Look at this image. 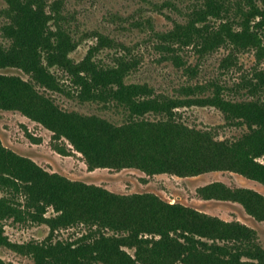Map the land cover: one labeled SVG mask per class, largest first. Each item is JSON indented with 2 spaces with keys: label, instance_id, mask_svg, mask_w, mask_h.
I'll use <instances>...</instances> for the list:
<instances>
[{
  "label": "trees",
  "instance_id": "obj_1",
  "mask_svg": "<svg viewBox=\"0 0 264 264\" xmlns=\"http://www.w3.org/2000/svg\"><path fill=\"white\" fill-rule=\"evenodd\" d=\"M5 1L2 32L9 43H0V69L16 66L28 78L0 72V109L19 110L42 123L54 138L80 151L90 168L136 167L179 175L227 168L264 184V162L258 160L264 156V70L234 88L211 80L185 85V96L155 95L147 83L126 81L132 62L125 57L106 65L92 50L79 61L70 55L76 39L64 0ZM189 1L185 20L163 33L160 46H194L203 55L223 46L232 52L252 48L264 56V0ZM233 58L231 53L225 63ZM58 71L70 77L79 99L113 105L125 119L115 122L59 106L47 93L65 90ZM241 88L245 93L239 96L235 92ZM191 105L217 108L225 124L241 133L219 137L187 124L176 108ZM57 149L67 152L61 145ZM0 192V218L27 214L49 228L44 239L23 243L10 241L0 229V245L31 255L35 264H264V247L244 223L155 193L120 194L72 180L1 140ZM200 192L239 201L264 218V195L257 190L215 181ZM80 225L84 231L74 239L54 237L57 230ZM0 264H5L2 258Z\"/></svg>",
  "mask_w": 264,
  "mask_h": 264
},
{
  "label": "rangeland",
  "instance_id": "obj_2",
  "mask_svg": "<svg viewBox=\"0 0 264 264\" xmlns=\"http://www.w3.org/2000/svg\"><path fill=\"white\" fill-rule=\"evenodd\" d=\"M174 3L168 6L166 0H64V14L76 39L70 55L79 61L92 50L94 57L106 65L125 57L132 62L127 82L147 83L155 95L167 98L185 96V85L209 83L211 80L234 88L243 79L254 76L256 71L264 70V56H258L252 48L232 52V47L223 46L203 55L194 46H173L170 50L160 46L165 42L163 33L173 29L176 22H183L192 5L189 0H174ZM6 6V1L0 0L2 44L9 43L2 32L7 21ZM103 37L107 42L101 45ZM231 53L233 61L226 64L225 58ZM189 67H195L196 72L189 71ZM0 72L28 78L16 66L2 68ZM58 77L65 90L47 93L62 108L99 114L115 122L125 119L124 111L113 105L79 99L70 77L61 71H58ZM235 93L242 96L245 92L241 88ZM176 109L177 117L182 121L210 129L219 137L236 136L242 131L229 128L223 114L213 106L191 105ZM0 140L9 149L33 159L46 170L72 180L96 184L120 194L155 193L167 201L181 202L224 220L244 223L256 231L257 239L264 247V218L250 213L239 201L207 198L200 192L201 187L221 181L232 188H251L264 195V184L238 171L218 168L179 175L171 172L149 174L136 167L90 168L82 153L66 139L54 138L52 130L19 110L0 109ZM58 145L67 152H60ZM258 160L264 162V156ZM51 212L49 209L46 214ZM0 229L10 241L18 243L42 240L49 233L46 224L33 221L27 214L22 219L13 216L0 218ZM83 231L82 225L64 228L55 231L54 237L74 239ZM0 258L5 264H35L31 255L6 245H0Z\"/></svg>",
  "mask_w": 264,
  "mask_h": 264
}]
</instances>
